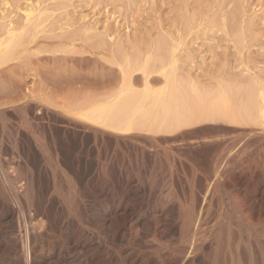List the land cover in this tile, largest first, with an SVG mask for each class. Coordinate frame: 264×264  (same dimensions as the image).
<instances>
[{"label":"bare ground","instance_id":"obj_1","mask_svg":"<svg viewBox=\"0 0 264 264\" xmlns=\"http://www.w3.org/2000/svg\"><path fill=\"white\" fill-rule=\"evenodd\" d=\"M33 11L0 24V264H264V75L227 74L199 112L200 85L157 51L114 60L100 97L99 74L39 72Z\"/></svg>","mask_w":264,"mask_h":264},{"label":"rangeland","instance_id":"obj_2","mask_svg":"<svg viewBox=\"0 0 264 264\" xmlns=\"http://www.w3.org/2000/svg\"><path fill=\"white\" fill-rule=\"evenodd\" d=\"M31 6L36 13L35 11H33L34 13L32 12L33 15L31 14L30 21L34 18L33 20L37 19L38 22L40 20L42 22H40L41 26L37 25L36 27L37 20L36 23L32 21L34 26L31 24L30 30L32 31L33 28L32 34H35L33 35V42H31L32 46L31 43L28 45L31 46L28 50L30 52L32 51L34 55H37V62L39 61L38 59H40L38 63L39 65L37 64L40 67H38L39 72L41 71L44 75L47 72L50 74L56 72L61 74L63 71L65 72L67 68H71L69 70L73 69L72 71H75L76 73L78 72L82 76L94 73V75L99 74L101 75L100 87L101 89L103 87V90L101 91L99 88L96 89L101 91H98L97 93L98 95H101L100 97H104V93H106L105 91L111 92L109 89H115L116 91L119 87L121 73L119 65L116 62L122 60L121 63H123V57H131L130 55H132V57L137 55V59H144L148 54L154 53L153 55L155 56V54L161 53L163 54L165 61L166 58L168 59L167 62L170 60L173 61L174 59L175 77L179 76L178 79H189L190 76V81H193L194 79L193 82L197 83L198 86L200 85V87H198L199 94L203 89H208L207 93H209L210 90V94H215L216 92L214 93L212 89H209L216 85L214 83H219L217 84L218 87L219 85L222 86L227 83V77L229 78L232 74V77H234L237 75L235 74L237 72H239L238 75L244 74V72L240 73V71L245 70L247 67L249 70L251 69L254 70V72H259H256V74L264 75V72H261L262 70L264 71V0H0V24H3V19L5 20L4 24L8 21H12L11 23L14 25L18 24V22L19 24H21L20 22L23 23V21H25V15H23V12ZM1 16H3V18ZM30 33L28 36L32 35H30ZM160 39L161 41L163 39V43L161 41L157 42ZM155 42L159 44L160 42L162 43L160 44L161 49L156 47L157 45L154 46L157 44ZM155 47L160 50H157ZM67 49L71 50L68 52ZM170 52L172 53V56ZM53 55L54 58H52V60L54 62L48 58ZM55 56L58 58L61 57L62 60L57 61L58 58L55 59ZM41 57H45V59H42ZM41 59L43 61H41ZM105 60L108 61L105 62ZM114 60L116 62H114ZM154 61H157L156 57ZM157 62L154 63L153 61H150V66L156 64V69H158L159 63ZM175 67L177 69L176 71ZM64 68L66 69L63 70ZM260 69L261 71H259ZM251 70L250 72H253ZM42 73L40 74L42 75ZM49 73L47 74L50 75ZM140 74V71H136L132 74V76L135 77L133 80L134 83L132 82L134 84L132 87L134 89L136 88L135 90H139V88L141 90V86L143 87V81H140L142 79ZM154 74L155 72L150 76ZM156 74L153 77H155ZM158 74L160 73L158 72ZM227 74L230 75L228 76ZM162 77L161 74L155 77L158 81L154 79L155 82L157 81V84L154 80L152 81L154 82L152 83L153 88L156 85L157 88L163 85L162 79L164 78ZM216 77H218L219 80L224 77L226 83H223V78L219 81ZM215 79H217V81ZM117 80H119L117 82L118 84H116ZM189 80L187 81L189 82ZM191 82L189 84L195 85V83ZM114 83L115 86H113ZM77 85L79 84L77 83ZM188 85L187 88L189 87ZM217 86H215V88ZM87 88L88 93L89 91H93L91 94L89 93L90 95L95 94V89L91 90L89 89L91 87ZM104 89L106 90L104 91ZM87 91H83L82 93H87ZM211 91L213 93H211ZM207 95L209 97L205 96L206 98H204L203 93L200 94V97L194 95L193 92L192 94L190 93L189 96H191V100L189 96V100L186 97L188 105H192V101L195 99V101H198L199 108L194 106L195 103L197 105V102H195L193 106L196 109L198 108L197 111L199 110V112H202L203 107L201 108L200 106L201 104L205 105L206 102L203 100L204 103H202L199 99L208 98L207 101L210 100L209 98L211 95ZM193 96L196 98H192ZM201 96L203 98H201ZM185 102H183L184 104H181L183 109L180 107V111L188 112L187 110H194L192 106H189L192 107L189 109ZM209 102H207V104ZM190 111L194 113L196 110ZM197 111L196 114L198 113ZM226 124H223V127H227L228 124ZM229 125L228 127L230 129H226L228 133L231 132L232 134L234 130L237 131V129H231L232 127ZM210 126L211 125H206L208 129ZM234 126L237 127L236 125ZM69 139L72 140H69L67 144L71 145L68 146L65 144L68 148L65 145L63 146V151L64 148L66 151H64L65 154H63L66 156L69 153V157L72 158H69L68 155L66 158H69V161L70 159L73 160L75 164L73 162L72 164L75 169L77 167V162L73 159V155L76 147L74 146L73 148V143L76 145V142L73 138ZM70 150L74 151L73 154ZM70 154L72 155L70 156ZM198 155L199 159H202L201 157L204 156L202 152ZM69 164L72 167L71 163ZM81 166L82 164L80 163L78 166L80 169L79 172L83 173L84 167L82 166L83 168H81ZM81 169L83 170L81 171Z\"/></svg>","mask_w":264,"mask_h":264}]
</instances>
